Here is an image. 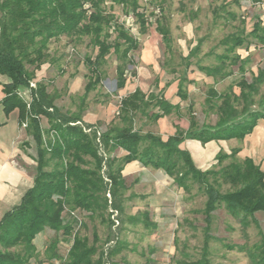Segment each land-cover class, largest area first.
I'll use <instances>...</instances> for the list:
<instances>
[{"label":"trees","instance_id":"16d2710c","mask_svg":"<svg viewBox=\"0 0 264 264\" xmlns=\"http://www.w3.org/2000/svg\"><path fill=\"white\" fill-rule=\"evenodd\" d=\"M106 1L0 0V75L9 79V83L3 86L5 97L2 105L6 115L18 110L21 124L28 122L27 131L36 141L38 153L33 187L0 221V264H34L32 260L38 255L35 239L47 229L70 242L65 264H105L104 253L97 260L93 259L97 248L76 229L86 227L77 221L79 216L76 213L85 214L89 220L101 218L103 222L108 214L110 218L107 221L112 226L114 222L109 209L124 215L123 196L127 187L122 172L127 164L134 161L165 171L188 196L192 194L193 185L204 191L207 196L204 208L207 229L214 212L221 205L242 228L246 229L251 224L259 226L255 214L264 213V170L254 160H238L239 148L232 149L229 155L220 151L216 157L219 169L201 171L196 168L189 152L180 148L181 143L188 139L200 141L203 145L211 141H242L254 131L260 120H264V99H255L264 85V68H258L257 74H252L251 82L244 77L249 59H242L237 50L250 46L245 38L236 36L233 39L226 53L218 57V66L199 67L210 76L221 74L226 78L233 75V70L228 69L237 66L241 79L235 85L240 93H234L232 88L220 94L210 88L205 103L210 109H216V124L199 125L189 112V129L177 127L176 133L167 141L153 133L143 134L136 130L135 118L141 114L157 122L172 114L181 117L180 106L169 103L164 97V91L171 84L168 81L157 93L145 94L137 88L122 97L115 118L121 125L112 122L106 128L102 123H85L80 113L62 111L42 83L32 90L34 96L29 108L18 96V91L29 87L36 78V72L46 64L50 44L63 36L88 37L90 44L98 49L94 58L83 60L91 74L87 93L104 80L102 66L112 53L120 61L116 68V88L118 91L125 88L127 66L135 65L131 54L140 50V42L113 13L107 12L104 7ZM112 1L130 8L140 24L141 33L148 31L149 18L141 10L139 0ZM161 10L159 8L160 13ZM155 23L164 44L170 47L172 40L168 28L159 18ZM249 35L256 44L264 45L261 21L253 25ZM131 75L135 76L136 71ZM184 82H188L186 74L179 77L178 95L181 100L188 98ZM42 117L48 120L47 130L41 126ZM2 125L0 122V127ZM97 131H100L101 146L97 142ZM119 149L126 151L127 155L122 158L112 156ZM102 151L107 154V159ZM226 161L229 162L224 164ZM218 180L230 184L233 190L222 193L214 185ZM66 215L73 216L66 219ZM141 217L145 228L155 227L149 223L147 213ZM128 219L133 225L142 221L140 216ZM94 238L95 244L98 238L96 235ZM124 243L119 241L113 246L107 254L109 260L122 252L126 246ZM58 244L55 239L48 245L45 261L53 263L61 259ZM239 249L246 253L249 264H264V236L252 247L241 246ZM204 257L206 261V254ZM153 263L147 258L144 264ZM177 264L184 263L179 261Z\"/></svg>","mask_w":264,"mask_h":264},{"label":"rangeland","instance_id":"374dc122","mask_svg":"<svg viewBox=\"0 0 264 264\" xmlns=\"http://www.w3.org/2000/svg\"><path fill=\"white\" fill-rule=\"evenodd\" d=\"M139 4L149 18V27L145 34L141 33L140 24L130 8L112 0H107L104 4L107 12L113 13L120 23H124L140 42V50L131 54L135 65L127 66L131 89L138 86L147 93L152 91L157 79L160 81L165 75V70L169 73V78H172L185 74L191 76L198 67L218 66V57L226 53V48L236 36L243 37L247 43H251V53L244 77L251 82L252 74H257L258 68H264V45L256 44L249 35L257 21H261L264 26L261 19V15L264 14V0H162L161 3L157 0H139ZM159 8L163 9L161 13ZM158 18L170 32L172 40L170 47L164 44L161 35L156 31L155 21ZM148 43L155 46L157 60L153 64L145 62L143 57ZM237 52L243 57L247 56L245 47ZM48 53L46 64L50 66L42 84L46 86L48 93L54 98V103L61 110L72 114H96L113 104L116 106L115 116H117L121 97H126L128 93H125L126 90L118 91L116 88V68L120 61L115 54H110L102 66L105 74L102 83L95 90L87 93L86 86L91 74L83 60L86 57L94 58L98 53V49L90 44V38L63 36L50 44ZM143 68L147 72L146 75H141ZM173 70L177 73H172ZM229 70H233V75L222 78L220 74L216 76L214 84L208 79L210 83L200 81L193 89V86L189 87L188 82H184V89L186 91L191 89L190 112L199 125H214L218 119L216 109L212 110L205 104L210 86L215 87L220 94L232 88L236 94L239 93L235 82L241 79V75L237 71V66ZM133 71H136L135 76L131 75ZM261 98L264 99V85L255 99L258 101ZM144 118L145 116L138 114L135 118L136 123L138 119ZM115 123L121 125L119 119H115ZM42 125L45 130L48 129L45 119ZM259 157L263 161L264 152L260 153ZM213 169L218 170L219 166L215 165ZM214 185L222 193L233 190L230 184H224L221 180ZM185 196L190 202L183 216L180 215L182 217L177 228L174 222L173 225H166V229L157 233L154 231L155 234H152L154 229L147 230L141 223L131 225L129 214L137 212L134 216H140L142 219L141 214L144 209L139 211L132 204H125L124 201L125 211L124 215H119L120 225L117 229H113V225L108 223V217L110 218L108 214L105 215L103 222L101 218L89 220L85 214L76 213L86 225L79 229V233L86 236L89 244L97 248L94 260L104 253L105 264H144L147 258L154 260V264H177L179 261L184 264H249L246 253L239 248L252 247L259 243L264 236V224L259 226L251 224L244 229L228 214L224 205H221L214 212L211 225L207 229L204 215L206 194L197 185H193L192 194ZM72 216L66 215V219H71ZM260 216L258 215L257 218H261ZM95 235L98 240L94 244ZM55 239L59 242L58 252L61 259L50 263L45 261L48 258L47 248ZM62 241L66 242L60 234H55L49 229L42 232L36 240L38 255L32 263L65 264L67 247ZM119 241L125 242L126 246L120 254L109 260L108 252ZM133 248H136V252H133ZM152 250L154 251L151 252ZM141 252L145 255H141Z\"/></svg>","mask_w":264,"mask_h":264},{"label":"crops","instance_id":"0c3cea01","mask_svg":"<svg viewBox=\"0 0 264 264\" xmlns=\"http://www.w3.org/2000/svg\"><path fill=\"white\" fill-rule=\"evenodd\" d=\"M261 19L264 23V14L261 15ZM245 50L247 53L246 57H243L240 52L237 53L242 59H249V55L251 53L250 46L248 48L245 47ZM143 57L145 62H149L151 64H153L154 61L156 62L157 58L155 46L153 44H147L143 52ZM184 57H187V55H184ZM49 66V64H44L41 69L36 72V78L32 81H36L37 84L43 83L47 77ZM146 73V70L143 68L141 70V75H146ZM164 74L167 76L164 78L165 75H163L160 81L157 79V81L154 83V89L148 93L142 87L138 86L131 89V83L129 79L126 82L125 88L122 90H126L125 93H128V95L135 92L137 88H139L145 94H149L151 92L157 93L164 88L167 81L171 82L169 87L164 91V97L169 103L180 106L181 117L179 118L175 114H172L159 119L157 122H154L145 116V118L142 120L138 119L137 123L135 119L136 130H139L143 134L153 133L160 136L163 141H167L169 137L176 133L177 127H180L183 130L189 129L190 121L189 117L186 115L190 112L192 105L190 101L191 89L186 91L188 92V98L186 100H181L178 95L180 76L176 75L175 77L169 78V73L166 70ZM186 77L188 83L190 84L189 87L193 86V89H195L200 81L208 83V79L214 84L216 78L215 76H210L207 73L201 71L199 67L197 71L191 73V76L186 75ZM8 83L9 79L6 76L0 75V122L3 123V125L0 127V221L7 212L12 210L21 202L24 194L33 187L34 172L35 167L37 166L36 161L38 158L36 141L27 131L28 122L21 124L18 110H14L9 115H6L4 112L2 105V101L5 97L3 86ZM157 83L158 88H156ZM210 88H214V90L217 91L213 86H210ZM32 90L34 89L30 88L29 86L18 91V96L25 102L27 108L30 107V104L33 100L34 94ZM234 93L236 92L234 91ZM176 95H178V97H176ZM186 102L187 104H185ZM115 111L116 106L110 104L108 109H101L96 114H83L82 119L87 124L95 125L102 123L103 127L106 128L112 122H115ZM43 119L47 121V124L48 120L45 117L41 118V126L44 129L42 125ZM180 148L189 152L196 168L201 171L213 169V167L217 165L216 157L220 151L229 155L231 154V150L235 148L240 149V152L237 156L240 160L251 158L264 170V160L261 161V157H259L260 153L264 152V120H260L254 131L247 135L242 141L237 139H231L229 141H211L203 145L200 141L188 139L181 143ZM113 155H115L117 158H122L127 155V152L119 149L115 152V154H112V156ZM105 157L107 159V154ZM122 176L127 187V190L124 192L123 196L125 204H132L133 207L137 208L139 211L144 209L142 214L147 213L149 223L155 225V227H150L148 229L146 228L147 230L154 229L153 232L151 231L152 234L154 231L157 233L158 231L166 229V225H173L174 222L177 228L179 219L183 216L184 211L189 205L190 201L186 200L187 196H185L186 194L184 190L178 188L174 184L173 179H171L165 171L161 169L145 167L140 162L134 161L125 166ZM108 198L109 203L111 204V195ZM113 212H117V220L120 225L118 211L110 208L109 213L111 214V219ZM134 213L137 214V212ZM135 214L131 213L129 216H134ZM256 215H261V218H257ZM255 218L260 225L264 224V213L259 212L255 214ZM79 220L81 223H83L82 219L77 217V221ZM140 223L144 225L143 220L137 224ZM119 225L115 228L114 222L113 229H117ZM79 228L80 227H77L76 229L79 230ZM37 238L34 242L35 245ZM62 243L65 247L69 248V241H62ZM112 243L114 244V242ZM132 250L133 252H136V248H133ZM153 251L154 250L151 252ZM141 255L144 256V252H141Z\"/></svg>","mask_w":264,"mask_h":264},{"label":"built area","instance_id":"2783aa9c","mask_svg":"<svg viewBox=\"0 0 264 264\" xmlns=\"http://www.w3.org/2000/svg\"><path fill=\"white\" fill-rule=\"evenodd\" d=\"M30 88H32V89H36L37 88V82L36 81H31L30 82ZM121 99H122V97H121ZM118 114V113H117ZM90 130H88L87 132H89ZM97 142L100 144V146H101V141H100V131H97ZM102 153H103V155L104 156H106V153L104 152V151H102ZM105 159H106V157H105ZM105 169V168H104ZM105 180L107 181V182H109L108 181V179L107 178H105ZM107 196L108 197H110V194L108 193L107 194ZM117 212H113V216H112V219L114 220V222H115V228L119 225V222H118V220H117ZM79 223H81V221L79 220ZM106 254H107V252H106Z\"/></svg>","mask_w":264,"mask_h":264}]
</instances>
